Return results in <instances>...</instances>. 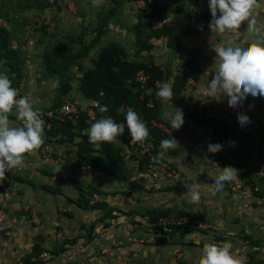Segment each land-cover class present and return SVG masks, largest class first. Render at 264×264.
Returning a JSON list of instances; mask_svg holds the SVG:
<instances>
[{
  "label": "crops",
  "instance_id": "1",
  "mask_svg": "<svg viewBox=\"0 0 264 264\" xmlns=\"http://www.w3.org/2000/svg\"><path fill=\"white\" fill-rule=\"evenodd\" d=\"M125 2L128 5L135 4L133 1L126 0ZM153 4L167 11L162 23L159 20L152 22L153 25H157L154 28L165 24L176 28L183 34L180 41L188 45L199 59L198 78L205 89H207L206 85L210 80L204 77L205 73L215 67L216 58L213 47L223 39L247 40L251 38L244 29L246 17L241 18L237 27L229 31L226 30L223 35L211 32L210 21L199 27L201 15L210 13L209 10H206V6H208L206 0H158ZM124 10L126 8L124 0H122L120 9L112 15L104 27L103 35L95 42L94 40L88 42L86 39L83 40V47L89 49L84 56L80 57L82 65L88 63L86 68L82 66L81 74L83 75L85 71L94 67V61L97 60L103 48L117 44L124 49L129 61L153 62L163 68L165 78L157 83V89L162 82H167L173 92L174 77L181 74L176 71V68H185L184 56L168 47L167 37H161L158 40L155 38L146 39L149 33L148 29L145 30L143 41H146V45L151 48L139 50L134 26L140 21L143 23L147 21L149 12L133 11L128 17L124 14L123 18ZM252 15L255 17L257 26L264 29V0H253ZM128 22H131V25L125 28ZM134 51L135 55L132 56ZM173 65L175 69L171 71L172 74L168 75L166 71L169 68L172 69ZM53 77L55 76L53 75ZM182 95L187 97L186 99L192 98L191 101H194L195 98L199 100L201 97L198 88L182 91ZM65 97L67 98V96ZM79 98L74 100L77 104L84 107L91 104V101L83 97L80 92ZM157 99L160 102L159 110L162 117V113L166 109L163 107L162 99L160 97ZM206 104L208 110L213 113L215 121H227L229 128L226 146L228 153L225 154L226 160L229 162L227 166H239L237 169L234 168L243 171L246 175V170L240 165L246 163L243 157L247 156V150H250L255 142L264 145V97L248 95L242 103H230L227 93H221L219 97H213L211 104L210 99ZM241 113L249 117V122L244 126H241L237 121V115ZM9 116L13 126H18L21 123L16 119L14 112ZM162 121L171 130L173 136H176L178 143L176 146L178 153L165 155V157L189 183L192 180L190 175L192 168L197 167V162L200 164L209 159L204 154L200 155V151L207 148L206 141L210 128L193 125L192 120L190 122L183 120L182 126L173 130L167 120L162 118ZM191 125L193 129H191ZM185 126H187V131H185ZM245 126L251 127L252 132L244 134L241 128ZM43 132V144L33 153L25 154L24 163L26 162L28 166L18 174L8 176V185L15 194L5 198L0 189V209L4 208L18 218V222L10 226L7 234L0 235V264H118L114 258H109V255H100L99 249L108 250V246L122 243L128 227L135 223L145 227L149 214L165 210H180L183 211L181 213L186 214L190 212L186 205L187 202L177 203L175 200L176 196L181 195L183 191L186 192V187L169 189L164 188L166 185L163 184V187L157 189L156 192L144 194L127 181L116 180L90 167H78L76 164L78 141L55 143L58 137L52 140L44 128ZM246 136L252 138L248 140L245 139ZM115 145L117 148H122L125 153L126 147L121 142L115 141ZM45 146H49L53 150L56 162L54 165L43 162L42 150ZM200 147L202 150L199 149ZM167 157H171V159L169 160ZM199 171H202L203 176L209 173L205 169ZM0 178H6L5 174ZM158 198L161 200L159 203L156 202ZM30 210L37 211L39 215V221L36 224L29 222L26 218L29 217ZM62 228H67L71 236H76L77 233L85 236L91 234L97 238L98 244L87 247L88 249L86 248V251L75 257L72 262L64 263L62 257H57V252L65 244L58 240V233ZM141 234L144 235L143 232ZM41 254L47 255V261L39 260Z\"/></svg>",
  "mask_w": 264,
  "mask_h": 264
},
{
  "label": "rangeland",
  "instance_id": "2",
  "mask_svg": "<svg viewBox=\"0 0 264 264\" xmlns=\"http://www.w3.org/2000/svg\"><path fill=\"white\" fill-rule=\"evenodd\" d=\"M72 1L76 8L73 13L67 9L62 1L56 6L57 9L53 12L50 20H46L42 8L40 9V0H0V28L5 30L3 41L0 40V71L8 75L13 87L21 88L19 96H26L33 103L37 112L48 111L50 107L58 106L64 100L80 99L78 80L82 75V66L85 68L88 66V63L82 65L79 58L83 48V40L93 41L96 38V30L104 18L114 14L122 4V0H98L96 4L92 0ZM125 1L126 10L122 12L123 18L124 14L128 17L133 11H148L150 15L152 4L148 1L144 0L143 3L142 0H128L133 1L134 5H128ZM151 1L158 2V0ZM206 10H209L208 6H206ZM160 13L161 11L157 15ZM152 22L153 19H148L144 23L140 21V26L145 23L150 24V26H157L153 25ZM130 25L131 22L126 23L125 28ZM143 29L140 30L141 41L146 34V27ZM32 38L35 39L34 46H29L28 43ZM176 39L177 36L175 35L173 42ZM139 46L142 44L139 43ZM173 46H176L175 43ZM133 53L132 56L135 55V51ZM26 61L29 64H25ZM171 68H169L170 72L169 70L166 71L168 75L172 74L171 71L175 69L174 65ZM176 71H180V67L176 68ZM204 77L211 79L208 73H205ZM55 78L57 80H54ZM68 81L72 90L65 95L66 98L64 95L62 96L61 85ZM185 90L188 89L184 88L183 91ZM186 98L182 92H173L172 101L174 103L170 99L168 102L162 100V104L165 109L175 110L172 106L178 107L183 112V120L189 122L192 120L193 125L205 126L206 122L201 118L204 114L201 108V104L204 102L202 96L199 100L195 98L194 101H191L192 98ZM212 99L213 97L210 98V104ZM81 107L85 108L82 105ZM211 114L213 115L212 112ZM212 120L214 119L212 118ZM220 122L227 124V121L224 120ZM86 125L90 126L91 124ZM184 128L187 131V126ZM191 129H193L192 125ZM82 133L86 134V130ZM75 134L77 136L71 139L58 137L55 143L62 141L68 143L78 141L79 143L81 134L78 135L77 132ZM220 134L221 132L217 135ZM171 135L173 136V134ZM172 138L176 139V137ZM251 138L250 136L245 137L248 140ZM253 144V147L247 150V156L243 157L246 161L245 165L240 166L246 170L247 179L245 180L259 188L255 197H240L232 189L231 181L226 182L220 191H209L207 185L213 180L214 169L217 165L220 167L227 166L229 162L225 157L228 152L225 151L224 156H220V153L214 155L212 152L208 153L210 150L206 148L200 151V155L204 154L209 159L200 164L197 162V167H193L192 172H190L192 180L187 183L189 185L194 180H198L200 198L193 201L184 191L175 198L177 203L187 202L188 210L193 212H188L192 216L191 218L216 227L219 231L214 229L215 231L209 232L207 229L203 231L188 227L169 233L157 227L156 229L154 227L148 228L145 223V227L135 223L128 227L127 236L123 237L122 243L108 246V250L99 249L101 252L99 254L102 256L109 255L108 257L114 258L118 264H193L194 257L203 244L213 240L231 242L233 251L245 259V264H264V176L261 175L262 172L264 173V145L258 142ZM188 146L191 147V145ZM96 148L98 153L103 150L100 143L96 145ZM199 149L202 150L201 147ZM177 153L178 149L175 147L169 149L166 154L176 155ZM100 155L96 154L98 157L102 156ZM167 158L171 159V157ZM233 167L237 169L239 166L233 165ZM202 169L209 171V173L203 176L202 171H199ZM166 187L171 189L167 185L164 188ZM141 191L144 194L156 192V190H147L146 188ZM160 201L159 198L156 199L157 203ZM33 211L35 210H30L29 214ZM35 212L37 213V211ZM162 212L168 213V216L183 214L181 213L183 211L180 210ZM26 218L29 222L34 223L31 217ZM142 232L144 235L141 234ZM76 236L85 235L77 233ZM69 242L70 240L66 239L64 243L69 244ZM96 244H98V240L94 238L87 247ZM63 250L64 247L59 251L62 252Z\"/></svg>",
  "mask_w": 264,
  "mask_h": 264
},
{
  "label": "clouds",
  "instance_id": "3",
  "mask_svg": "<svg viewBox=\"0 0 264 264\" xmlns=\"http://www.w3.org/2000/svg\"><path fill=\"white\" fill-rule=\"evenodd\" d=\"M92 2L96 4L98 0ZM207 3L212 17L209 23L211 32L223 35L246 17L244 29L251 37L247 40L223 39L213 47L216 59L214 69L208 70L211 77L206 85L208 91L213 93L212 97L227 93L230 103H242L248 95L264 97V29L257 26L252 15L253 0H207ZM147 92L151 94L152 89ZM155 95L164 101L169 100L172 96L170 85L162 82ZM99 111L105 113L107 107L102 105ZM12 112L21 121L18 126L10 122L9 114ZM162 118L168 121L173 130L179 129L184 122L183 112L176 107L175 110L166 109ZM124 119L133 143L143 142L149 136L146 122L131 108L126 111ZM237 121L244 126L249 122V117L241 113L237 115ZM123 133L124 127L111 116H102L86 130L87 142L93 146L100 142H113ZM43 136V122L33 103L26 96H18L8 75L0 71V177L12 168H23L25 154L38 149L44 142ZM177 145L175 138L162 139L157 159L165 157L168 150ZM219 146V140L206 141L209 150ZM236 174L234 167L217 165L213 180L207 185L208 190H222ZM186 194L193 201L200 198L198 180L186 185ZM193 264H245V259L233 251L231 242L209 240L199 249Z\"/></svg>",
  "mask_w": 264,
  "mask_h": 264
},
{
  "label": "trees",
  "instance_id": "4",
  "mask_svg": "<svg viewBox=\"0 0 264 264\" xmlns=\"http://www.w3.org/2000/svg\"><path fill=\"white\" fill-rule=\"evenodd\" d=\"M41 8L42 6L40 5V9ZM160 11L161 13L157 15V13H159ZM166 13L167 11L165 9H160L159 6L152 5L150 15H148L147 18L153 19V21L155 22L158 20L163 22ZM112 15H107L104 18L102 24L98 26L94 42L97 41L101 37V35H103L104 27L111 19ZM211 18V13L202 14L199 27L209 22ZM140 25L141 23H138L134 26V30L137 33L136 43L139 50H149L151 48V46L146 45V41H141L140 30L146 27V29L149 30L146 39L155 38L158 40L161 37H167L168 47L184 56V66L187 70L184 73L178 74L174 77L175 83L173 87V92L181 93L186 86L187 78H198L199 59L197 55L188 45L180 41L183 34L180 33L176 28L170 27L165 24H162L161 26L155 28L154 26H150V24L146 23L142 25L144 27ZM175 35L177 36V39L173 42V37ZM4 36L5 30L0 28L1 41H3ZM139 43H141L142 46H139ZM174 43L176 45L175 47L173 46ZM88 49V47H83L81 50L82 52H80L79 56H84L87 53ZM164 78L165 71L160 66L154 64L153 62L129 61L126 57V52L124 51V49L117 44H112L100 51L97 60L94 61V67L85 71L79 79V92L83 95V97L91 102H99L98 107L94 109V119L91 122L87 123L86 121L88 120V116L83 110L88 108V106L82 108L81 105L78 104L82 112L80 114V118L76 123H62L58 120H48L51 123V128L46 129V125L43 127L49 137L52 138L59 137L61 139H71L72 137L77 136L75 132L79 133L78 135L81 134V141L77 144L78 160L76 164L78 167H90L91 169L100 171L104 175L112 177L116 180L129 182L131 171L128 169L124 160L123 149L117 148L115 145V141L121 142L124 147L131 146V137L128 133V129L126 127L124 119L126 111L131 108L147 124L149 136L141 143L152 144V152L157 158V153L160 151V141L162 139L170 138V135L162 136L160 130L152 125L153 121L164 124L159 110L160 102L155 95V91L157 90V83L163 81ZM148 89H152L151 94L147 92ZM71 90L72 86L69 81L61 85L62 96H65ZM173 92L170 98L171 101L173 100ZM64 101L58 106L50 107V109L60 107L64 103ZM102 105L107 107V112L101 113L99 111V107ZM102 116H111L116 123H119L122 127H124V133L119 135L113 142H100L101 148H103V150L101 153H98L96 146H93L87 142V134L82 132L84 130H87V128L89 127L86 124H92L93 122H95V120L101 118ZM201 118L206 122L205 126L207 125L211 130H213L214 140L220 141L218 150L220 156H224L225 149L227 148L226 146L229 131L227 124L212 120V118L206 117L205 113L201 116ZM219 132H221V134L218 136L217 134ZM171 137L176 136L171 135ZM64 142L66 141H62L61 143ZM96 154H101L102 156L100 155L101 157H98L96 156ZM159 160L167 159L166 157H162ZM10 175L16 174H7L5 175L6 178H0V181L5 180V183L8 185V178L10 177ZM241 177L247 179L245 173L241 174ZM169 187L171 189L184 188L181 185ZM182 215H188L192 217L191 215L186 213H183ZM167 216L168 213H163L161 211L149 214L147 216V220L150 223L156 224L154 226L155 229L156 227L162 229V226L158 224L159 220ZM180 229L181 228L178 226H172V232ZM87 237V241L89 243L94 238L91 234H89Z\"/></svg>",
  "mask_w": 264,
  "mask_h": 264
},
{
  "label": "built area",
  "instance_id": "5",
  "mask_svg": "<svg viewBox=\"0 0 264 264\" xmlns=\"http://www.w3.org/2000/svg\"><path fill=\"white\" fill-rule=\"evenodd\" d=\"M64 2L67 9L73 13L75 11V3L72 0H40L42 6V13L46 20H50V17L53 16V12L57 9V5L60 2ZM149 3H153L151 0H147ZM141 2L144 3V0ZM162 23V22H161ZM234 28V27H232ZM232 28L228 29L231 30ZM35 39H31L29 41V46H34ZM25 63H28L26 61ZM29 64V63H28ZM187 69H180L179 73H184ZM186 89L198 88L200 90V94L204 99V102L201 104V108L204 111L205 116L208 118H213V115L208 110V105L206 104L207 100H209L212 95L208 89H205L201 85V81L199 78H187L186 81ZM21 90V89H18ZM18 96L21 94V91H18ZM99 105L98 101H92L91 104L83 110L87 116V123L91 122L94 119V109ZM81 110L79 105L72 100H65L64 103L60 107H56L50 109L48 111H38V115L43 122V126L46 125V129L51 128V123L48 120H58L62 123L65 122H73L76 123L80 118ZM152 125L160 130L161 135H170L171 131L168 127H166L162 123H158L156 121L152 122ZM241 131L244 134H249L252 132V128L245 126L241 128ZM50 139H54L50 137ZM208 139H213V130L209 129ZM228 152V149H225ZM214 155H218L219 150L216 148L215 150H210V153ZM124 154V160L128 169L131 171V177L129 179V183L134 186L138 190H143L146 188L147 190H157L163 184L167 186H176L181 185L182 187H186L187 181L184 176L178 172V170L173 166V164L167 160H158L153 152H152V144H144L141 142L131 143L130 147H126V151ZM42 159L46 164L54 165V153L53 150L50 149L49 146H45L42 150ZM28 164L25 162L23 168H12L7 174H18L20 171L25 169ZM243 171L237 170V174L234 179L231 181V187L242 198H252L255 197L259 191L258 186L253 183L246 181L241 177ZM263 176V173H261ZM65 179V177H62ZM0 189L2 190L5 198H9L15 194L14 190L10 186L5 183V180L0 181ZM258 198V197H257ZM31 220L34 223L39 221L38 213L35 211L29 214ZM18 222V218L16 215H12L7 212L4 208L0 209V235L7 234L10 226ZM147 227L153 228L156 224L150 223L148 220L146 221ZM159 225L162 226V230L165 232H172V226H178L181 229H187L188 227L192 229H201L205 231L218 230L216 227L210 226L208 224H204L201 221L191 218L188 215H178V216H167L163 217L159 220ZM214 230V231H215ZM219 231V230H218ZM71 238V239H70ZM66 239H69V244H64V250L62 252H57V257H62L64 263L72 262L75 257L83 254L86 251V248L89 244L86 236H70L67 228H62L58 233V240L65 242ZM94 239V238H93ZM93 241V240H92ZM91 241V242H92ZM47 255L41 254L39 256V260L47 261Z\"/></svg>",
  "mask_w": 264,
  "mask_h": 264
}]
</instances>
